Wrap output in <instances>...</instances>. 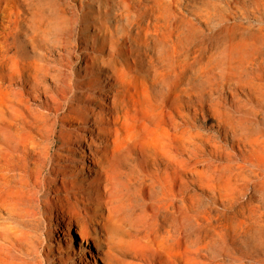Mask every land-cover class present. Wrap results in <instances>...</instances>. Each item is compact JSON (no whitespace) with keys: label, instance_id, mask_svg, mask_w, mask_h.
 <instances>
[{"label":"bare ground","instance_id":"obj_1","mask_svg":"<svg viewBox=\"0 0 264 264\" xmlns=\"http://www.w3.org/2000/svg\"><path fill=\"white\" fill-rule=\"evenodd\" d=\"M142 1L0 0V264H264V0Z\"/></svg>","mask_w":264,"mask_h":264},{"label":"rangeland","instance_id":"obj_2","mask_svg":"<svg viewBox=\"0 0 264 264\" xmlns=\"http://www.w3.org/2000/svg\"><path fill=\"white\" fill-rule=\"evenodd\" d=\"M182 1H184V0H182ZM201 1L202 0H195L194 5H192V6L190 5L189 8L195 9L196 7H202V8L208 9L209 11H213L215 9L216 4H220V5L225 4L224 0H204L205 2H203V3H201ZM227 1H229V4L231 5V7H230L231 10L235 9V12L231 13V15H232V17L230 18L231 21H234V20L240 21V22L252 21L253 23H258L259 22L258 18L263 17L262 13L254 10V6L250 1H243V3H242L239 0H235L236 7L232 6L233 3L235 4V2H233L231 0H227ZM58 2H60L61 8H63V12H65L64 14H66V15L69 14L68 11H70L72 9H75L76 11L81 12L80 0H58ZM148 2H149L148 0H143L142 4H146ZM54 5H56L55 7L60 9L59 4H54ZM83 7H87V4L83 3ZM261 12H262V9H261ZM81 25H83V22L79 21V25L77 28H79V26H81ZM70 34L74 38V36H75L74 33L71 32ZM85 37H86V35H85ZM85 43L87 44V51H90L91 41L85 40ZM71 61H73V63H74L76 60H75V58H72ZM80 64L82 65L83 62ZM72 69H73L75 75L81 76V71L78 69V67H76V65L73 66ZM263 79H264V76H263ZM237 94H238L240 99H242V100L245 99V95L241 90H237ZM259 109H260V113L256 118V122L259 123L260 126H262L263 125L262 122L264 121V119L262 118V116L264 114V109H262V108H259ZM205 113L208 114V110L206 111V108H205ZM193 122L203 123L202 115L197 114V116L195 117V120H193ZM57 129H59V126L57 127ZM230 136L231 135H229V139L231 138ZM55 140L57 142L58 139L55 138ZM204 148L206 149V146ZM230 153L232 154V158H227V159L221 160V161H223L224 163L229 162V161H234L235 158L238 157L240 152L236 147L235 148L233 147V148H231ZM261 154L263 156L262 164H264V150L262 151ZM85 162H86V160H85ZM85 172H86V170H85ZM234 172H235V169H233L231 172L227 171V173H229L228 178L230 179V183L223 182V186L225 187V189L222 190V193H224L226 196L221 197V196H217V195H211L212 199L209 197L210 202L216 207V209H220L222 207L221 203H227L228 200H231L235 204H256V205H260L263 202V198H264V183H260V185H257L255 187L241 186V184L244 181H242L240 179V177L236 176L234 174ZM44 175L47 177V179H49V181L52 182V180H51V178H49V174L46 170L44 171ZM252 179H253V177H252ZM254 180H256V178ZM195 191L199 194H203L199 189H195ZM257 198H258V200H257ZM73 235H74V233H73ZM48 238H49L48 243H50V245L54 247L55 242L53 240V235H49ZM238 245L240 246V244H238ZM257 255H259L258 257H260L261 253H257Z\"/></svg>","mask_w":264,"mask_h":264}]
</instances>
